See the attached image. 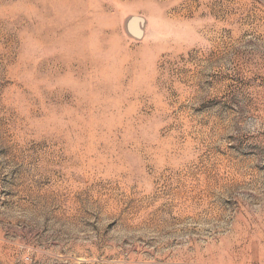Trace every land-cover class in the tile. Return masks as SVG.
<instances>
[{
	"label": "rangeland",
	"instance_id": "1",
	"mask_svg": "<svg viewBox=\"0 0 264 264\" xmlns=\"http://www.w3.org/2000/svg\"><path fill=\"white\" fill-rule=\"evenodd\" d=\"M0 264H264V0H0Z\"/></svg>",
	"mask_w": 264,
	"mask_h": 264
}]
</instances>
